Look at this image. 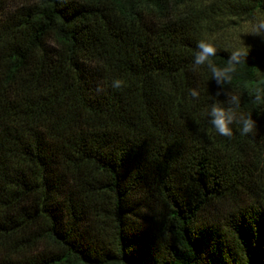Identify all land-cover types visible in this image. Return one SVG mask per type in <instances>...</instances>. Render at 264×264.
Returning <instances> with one entry per match:
<instances>
[{
  "label": "trees",
  "instance_id": "16d2710c",
  "mask_svg": "<svg viewBox=\"0 0 264 264\" xmlns=\"http://www.w3.org/2000/svg\"><path fill=\"white\" fill-rule=\"evenodd\" d=\"M6 3L0 264H264V47L223 86L257 122L247 136L216 132L228 97L192 70L200 40L226 66L228 15L264 0Z\"/></svg>",
  "mask_w": 264,
  "mask_h": 264
},
{
  "label": "clouds",
  "instance_id": "9594fccd",
  "mask_svg": "<svg viewBox=\"0 0 264 264\" xmlns=\"http://www.w3.org/2000/svg\"><path fill=\"white\" fill-rule=\"evenodd\" d=\"M248 30L246 35L257 36L264 39V15L254 16L247 22ZM197 52L195 54L194 65L192 70L198 71L202 66H206L208 71L212 74L213 79L218 86L221 87V92H225L227 95L228 107L222 106L225 102H217L211 105L210 111L207 115L211 117V124L214 126L217 133L225 137H231L233 135L232 124L240 125L241 136H247L254 133L257 130V122L251 115H245L238 112L240 106V97L230 91H225L223 86L231 84L234 74L237 71L238 65L246 62V58L249 55V48L244 45L243 47H234L230 51V59L227 60V65L220 67L214 63L212 57L216 56L217 48L215 45L207 40H200L197 42ZM124 82L120 79L112 81V87L114 89H120ZM217 93V96L221 94ZM191 96L194 98L199 97L197 90H191ZM254 102L264 103V89L255 88L253 90Z\"/></svg>",
  "mask_w": 264,
  "mask_h": 264
},
{
  "label": "rangeland",
  "instance_id": "374dc122",
  "mask_svg": "<svg viewBox=\"0 0 264 264\" xmlns=\"http://www.w3.org/2000/svg\"><path fill=\"white\" fill-rule=\"evenodd\" d=\"M28 0H7V9L14 8L16 5L22 2H26ZM198 2H204V3H216L223 5L226 0H197ZM229 13V11L227 10ZM230 14V13H229ZM258 15H264L262 13L256 12L252 15H228L229 20L227 21V24L230 26L227 31L224 32V37L227 40L228 44L234 46V47H243L246 45L248 48L251 47H264V39L252 36V35H246L245 32L248 30V24L247 22L250 21L254 16Z\"/></svg>",
  "mask_w": 264,
  "mask_h": 264
}]
</instances>
